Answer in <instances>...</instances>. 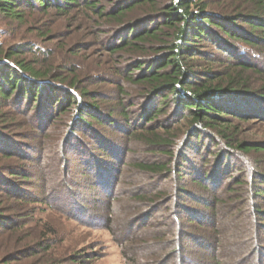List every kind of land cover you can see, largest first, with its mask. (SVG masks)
<instances>
[{
	"label": "trees",
	"instance_id": "trees-1",
	"mask_svg": "<svg viewBox=\"0 0 264 264\" xmlns=\"http://www.w3.org/2000/svg\"><path fill=\"white\" fill-rule=\"evenodd\" d=\"M245 1L251 6L249 12L227 15L208 9L207 0H0V15L18 22L34 11L55 10L65 14L73 8L95 17L99 28L97 42L114 57L116 76H119H102L103 81L113 83L122 78L135 88L132 94L115 83L120 95L130 101L129 106L121 101L123 123L119 126H134L128 135L140 136L145 146L158 156L151 163H124L129 146L102 136L94 128V124L103 126L105 122L117 127V121L107 120L111 111L108 118L102 113L99 91L80 87L74 64L49 65L52 50L32 41L6 48L0 44V191L21 203L38 200L36 192L28 189L33 186L37 171L23 163L9 162L13 158L31 161L25 148L29 145L14 143L1 129L12 122V113L27 114L33 110L31 118L42 123L44 133L58 115L72 113L69 133L55 156L63 173L69 151L91 167V162L99 160L96 154L99 152L112 160L107 171L101 169L107 172L108 186L99 180L92 187L107 190L108 198L114 192L128 193L121 189L124 165L133 167L140 176L151 177L152 181L171 177L175 181L173 209L166 214L170 234L163 236L158 230L145 227L151 213L148 217L140 218V214L132 218L131 212L126 211L125 215L130 217L126 224H115L112 212L104 219V226L114 234L124 264H168L172 259L177 260L176 264H225L216 254H225L226 250L219 240L220 219L226 205L223 196L228 195L227 202L232 203L246 192L256 200L264 199V174L254 171L248 178L241 163L251 151L264 153V142L236 141L235 127H220L223 119L241 120L251 114L247 105L264 104V83L253 88L249 75L264 73L262 58L254 52L264 47V0ZM83 46L90 45L77 43L68 51L77 53ZM24 54L32 58L26 60ZM34 56L43 58L39 61ZM201 62L223 68L200 69ZM92 80H99V76ZM181 119L186 129L178 143L165 124ZM162 128L165 129L158 131ZM208 129H217L225 145L215 142L211 148L209 141L203 143L204 138L214 140ZM86 131L95 137L94 144L77 136ZM190 149L195 157L190 156ZM236 150L240 155L234 153ZM101 170L90 169L84 174L92 173L95 178ZM185 177L190 179L191 186L183 183ZM224 178L230 182L222 187ZM67 179L70 180L68 173ZM157 195L149 197L150 200L142 194L133 198L137 206L146 203L150 210L152 207L156 210L162 193ZM189 201L202 209L189 206ZM108 206V210H113L112 205ZM255 212L264 214L260 210ZM21 220L22 217L7 214L0 202V235L15 233L23 224ZM137 223L140 224L136 226ZM116 227L121 232L119 236ZM209 231L212 237L208 236ZM46 240L13 248L0 255V264L45 256L50 248ZM190 248L199 250L201 256L188 259V253L194 250ZM39 260L32 264H55Z\"/></svg>",
	"mask_w": 264,
	"mask_h": 264
},
{
	"label": "rangeland",
	"instance_id": "rangeland-1",
	"mask_svg": "<svg viewBox=\"0 0 264 264\" xmlns=\"http://www.w3.org/2000/svg\"><path fill=\"white\" fill-rule=\"evenodd\" d=\"M207 1L209 3L208 9L227 15L251 10L250 4L245 0ZM97 24L95 17L90 18L80 8H73L65 14L55 10H49L46 13L34 11L28 13L21 22L0 15V44L6 48L12 44L32 41L52 50L50 59H48L49 65H59L61 67L64 63L74 64L77 67L75 76L80 80V87L86 91H99L101 93L99 105L102 113L107 117V113L111 111V115L109 114L111 117H107V120L117 121V127L108 126L106 122L102 124L103 126L94 124V128L98 133L118 144L129 146V150L124 157V163L128 161L129 163L154 162L158 156L154 155L148 146H145L140 136L133 138L128 135L134 126L127 128L119 126L120 122L123 123L120 117L122 114L121 101L123 100L126 106L130 105V101L120 95L116 84L118 82L124 90L132 92V94L135 92V88L122 78L113 83L103 81L104 77L107 76L115 78L119 76H116L117 65L114 57L97 42L96 36L99 32V28L96 27ZM77 43L90 46H83L79 52L70 53L68 49ZM208 48L214 50L211 47ZM254 52L260 54L261 63L264 67V47L256 48ZM23 57L26 60L32 58L30 54H24ZM36 58L40 61L43 57L38 56ZM200 65V69H210L212 67L220 70L223 68L218 64L211 65L205 62H201ZM249 75L253 88H259L264 83V73L260 75L250 73ZM96 76H99V80H92ZM246 107H250L252 110L251 114H246V118H240L241 120L223 119L220 127L227 126L228 129L235 127L238 130L235 136L236 141L264 142V104L255 102ZM32 113L33 110L27 114L15 111L12 113V122L8 121L10 123L1 128L14 143L29 145L25 148L27 149L26 153L31 157V161L13 158L9 162L23 163L28 165L30 170L37 171L33 186L27 187L29 190L36 192L38 200L21 203L0 191V202L5 206L6 213L17 215L23 219L21 220L23 224L15 233L0 235V255L9 253L13 248L27 246L41 239H47L46 242H50V248L43 257L23 258L9 264H32L38 261L39 257L42 260H48L45 261L47 263L53 262L55 264H124L114 234L104 226V219L109 217V212H112L115 224L122 222L126 224L132 216L142 214L140 218H144L148 217V213H151L145 227L149 230H158L163 236L170 234L171 228L167 226L166 214L168 210L173 209L172 198L173 186L175 185L173 177L163 181H152L151 177L140 176L133 167L128 168L124 165L122 167L124 179L121 189H126L128 193L118 191L108 198L105 192L107 190L93 189L92 184L101 180L108 186L106 169H109L111 158H107L105 154L98 152L99 154H96L99 160L91 162L93 165L91 167L89 163H84L72 151H69L65 165L66 173L62 172L61 162H55L60 144L64 142V138L69 133L67 128L72 113L67 112L58 115L55 121L50 123L45 133L41 127L42 123H37V120L31 118ZM163 116L164 114L161 115V117ZM232 117L238 118L239 116ZM165 125L167 127L169 125L166 128L176 137L177 141L179 140L178 143L183 140L186 129L184 120L181 119L179 122L170 121ZM163 129L165 128L158 131H163ZM136 131H139V129ZM208 131V134H211L214 140L204 138L203 143L209 141L208 144H212V146H209L211 148L214 147L215 142L225 145L224 138L219 136L221 133L217 129H208ZM77 134L85 142L94 144L95 137L87 131ZM26 135L29 138L25 139ZM231 147L236 148L235 145ZM215 149L217 148L215 147ZM189 151L190 156L195 157L194 151L192 149ZM234 153L240 155L238 150ZM243 158L241 163L244 168L242 171L246 176H249L251 172L254 175V171L264 174V153L251 151ZM1 162L6 161L1 160ZM90 169L93 171L104 169L106 171L101 170L94 178L92 173L84 174L85 171L89 172ZM234 172L236 173V171ZM67 173L70 180L67 179ZM40 178H42V181L39 180ZM227 182H230L229 178H224L222 187ZM183 183L186 186H191L188 177L183 179ZM157 193H162L156 204L158 208H154L157 212L153 210V207L150 210L149 205L146 203L137 206V202L133 198L134 195L142 194L147 197V200H150L149 197L155 196ZM201 194L203 193L201 192ZM228 198V195L223 196L226 205L222 209L223 215L220 219L222 234L219 238L226 250H224L225 254L217 252V256H220L225 264H264V214L255 212L256 210L264 212V199L256 200L254 197H250L248 192L239 195L240 200L237 202H227ZM187 204L202 209L195 202L189 201ZM108 205H112L113 210H108ZM126 211L127 213L131 212L130 217L125 215ZM261 217H263L262 220L259 219ZM227 223H230L228 227ZM139 224L137 223L136 226ZM117 228L114 229L119 236L121 232ZM188 230L190 229L188 228ZM212 235V232L209 231L208 236L212 237ZM192 249L194 250L190 254L188 253V259L201 256L199 250L190 248V250ZM140 256L145 257L142 253ZM176 262V259L168 260V264H176Z\"/></svg>",
	"mask_w": 264,
	"mask_h": 264
}]
</instances>
